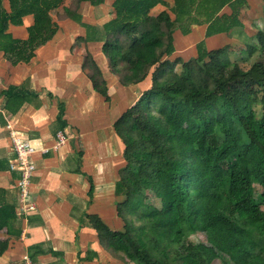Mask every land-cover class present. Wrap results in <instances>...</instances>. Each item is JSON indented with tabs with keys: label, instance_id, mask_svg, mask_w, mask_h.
Instances as JSON below:
<instances>
[{
	"label": "trees",
	"instance_id": "16d2710c",
	"mask_svg": "<svg viewBox=\"0 0 264 264\" xmlns=\"http://www.w3.org/2000/svg\"><path fill=\"white\" fill-rule=\"evenodd\" d=\"M2 1L0 51L12 64L27 63L58 31L52 11L65 0H8L9 11ZM72 1L63 11L85 28L77 39L102 42L120 84H137L148 75L151 81L113 123L123 144L116 184L125 196L116 203L123 229L112 230L98 215L85 214L99 244L135 264H264V121L253 110L264 96V62L242 66L230 60L229 45L208 49L204 39L196 43L194 58H169L174 30L188 34L192 23L206 25L205 38L228 34L244 26L240 13L247 0H113V17L101 25L81 22L77 7L105 0ZM157 5L165 8L151 14ZM224 7L230 11L222 12ZM28 14L33 23L27 37L14 38L9 24L21 25ZM255 40L247 42L249 56L264 53V29ZM82 68L93 90L110 102L106 80L88 51ZM2 94L6 109L37 96L22 85H9ZM57 106L63 128L65 104ZM147 191L160 208L147 203ZM7 196L0 188V231L9 232L17 215ZM197 232L204 242L189 240ZM7 247L8 240L0 239V256Z\"/></svg>",
	"mask_w": 264,
	"mask_h": 264
},
{
	"label": "crops",
	"instance_id": "0c3cea01",
	"mask_svg": "<svg viewBox=\"0 0 264 264\" xmlns=\"http://www.w3.org/2000/svg\"><path fill=\"white\" fill-rule=\"evenodd\" d=\"M112 1L105 0L98 6L80 2L77 13L81 22L101 25L108 21L114 13ZM254 1L247 0L246 5ZM68 2L65 0L63 6L71 5L72 1ZM2 4L9 11L8 0ZM22 20L21 25L9 24L7 31L14 38L27 37L33 16L25 15ZM66 20L68 28L59 25L54 37L38 47L27 63L12 64L0 51V92L9 85H22L37 93L8 109L5 94L0 96V188L8 190L7 198L15 204L17 215L9 232L0 231V239L8 240L0 264H19L25 256L34 264H118L99 244L85 214H96L109 228L121 231L112 228L121 220L115 209L114 191L118 170L124 165L123 144L113 123L150 85L148 77L137 84L121 85L101 50L102 42L78 40L86 35L85 28L71 18ZM205 27L195 25L190 33L182 35L191 39L194 31L204 39ZM63 32L69 37L62 36ZM176 48L174 45V52ZM87 51L106 80L110 102L93 90L82 68ZM59 101L65 104L63 128L56 121ZM59 133L64 134L63 143ZM14 137L31 147L27 158L35 170L29 178L27 199L33 203L32 210L20 204L16 183L22 171ZM89 178L93 184L91 195Z\"/></svg>",
	"mask_w": 264,
	"mask_h": 264
},
{
	"label": "rangeland",
	"instance_id": "374dc122",
	"mask_svg": "<svg viewBox=\"0 0 264 264\" xmlns=\"http://www.w3.org/2000/svg\"><path fill=\"white\" fill-rule=\"evenodd\" d=\"M68 4H70V1L68 0ZM170 4H172V0H166ZM258 1V2H257ZM252 2L250 5H246L245 7L242 8L241 13H240V20L243 23L242 28H234L230 33L228 34H218V36L213 37V38H204L208 49H215L218 47H222L223 45H229V58L232 62H238L242 66L249 64L250 62L254 61H262L264 62V53L259 52V53H254L253 55L249 56L247 52H245V49L247 47V42L251 41H256L255 40V34L258 31V29H264V0H257ZM73 2V1H72ZM256 2V3H255ZM165 7L162 5H158L157 7H154L151 10V14L156 15L159 11L164 9ZM229 12L228 7H224L222 12ZM52 17L53 19L60 25L61 29H67L68 26H66L65 22L67 21L68 17L65 15L63 11V6L59 7L58 9L52 11ZM173 17V16H172ZM188 18H186L187 21ZM195 25H205V24H192L190 23V31H192V27ZM72 30V29H71ZM69 33H64V37H69ZM203 37V36H202ZM173 39H174V45H177L176 51L173 52V54L169 57L171 60H173L175 57L179 56L183 60H188L191 58H194L196 55L195 51V42L198 40L200 41L201 35H198L196 32H192L191 34V39L190 37H185L182 35L181 31L179 29L174 30L173 32ZM208 40V43L206 41ZM177 40V42H176ZM188 44H184V42H187ZM193 56V57H192ZM168 58V59H169ZM174 70L176 72H182L181 66L179 64L174 65ZM153 69H151L150 73H152ZM150 75H148L147 81L148 85H150V81L148 80ZM148 86H144V88H147ZM263 95V94H262ZM264 96L262 97V102L261 103H256L253 105V110L255 112V116L257 119L264 121ZM118 183V180L116 181V184ZM256 188L259 190V186H256ZM258 192V191H256ZM122 192H117L116 188L114 191V204L115 203H120L124 200L125 196L124 194H121ZM147 203L154 205L155 207L160 208L161 203L159 199H157L154 194L150 191H147ZM116 209V205H115ZM262 209L264 210V206H262ZM120 223V224H119ZM119 225L112 226V228L122 230L123 229V222L122 220H119L118 222ZM189 240L192 242H204L205 241V235L202 232H197L194 233L189 237ZM111 253V252H110ZM113 253V252H112ZM111 253V254H112ZM110 254V255H111ZM112 255L115 256L113 253ZM111 259L112 261H115L118 264H135L134 262H130L127 259H122V253L118 254L117 256H112ZM121 261V262H120ZM212 264H221L219 261L214 260Z\"/></svg>",
	"mask_w": 264,
	"mask_h": 264
},
{
	"label": "built area",
	"instance_id": "2783aa9c",
	"mask_svg": "<svg viewBox=\"0 0 264 264\" xmlns=\"http://www.w3.org/2000/svg\"><path fill=\"white\" fill-rule=\"evenodd\" d=\"M59 141L61 143L64 142V134L59 133L58 134ZM15 148L18 152V168L22 171V177L20 180H18L17 186L20 189V204H22L25 209H33V203L28 202V184H29V178L33 174L35 170V166L32 163L31 160L27 158V153L29 150H31V147L28 143L25 141H21L18 138H13ZM19 264H34L33 261L25 256L20 260Z\"/></svg>",
	"mask_w": 264,
	"mask_h": 264
}]
</instances>
